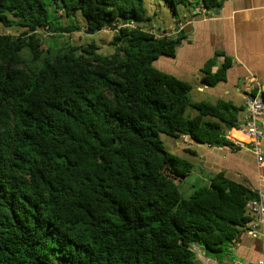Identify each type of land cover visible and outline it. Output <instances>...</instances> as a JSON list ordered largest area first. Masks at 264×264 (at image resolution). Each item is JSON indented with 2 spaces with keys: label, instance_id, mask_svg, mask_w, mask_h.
Returning a JSON list of instances; mask_svg holds the SVG:
<instances>
[{
  "label": "trees",
  "instance_id": "1",
  "mask_svg": "<svg viewBox=\"0 0 264 264\" xmlns=\"http://www.w3.org/2000/svg\"><path fill=\"white\" fill-rule=\"evenodd\" d=\"M165 1L178 17L226 0ZM74 11L88 33L114 32L113 54L96 42L45 51L39 29L84 28L61 22ZM149 22L145 0H0V25L23 30L0 34V264H195L196 246L225 252L254 225L246 183L219 173L188 196L176 183L194 164L160 135L239 149L227 132L244 107L192 102L189 82L155 66L182 34L157 37ZM216 57L209 87L231 68L225 57L212 72Z\"/></svg>",
  "mask_w": 264,
  "mask_h": 264
},
{
  "label": "crops",
  "instance_id": "2",
  "mask_svg": "<svg viewBox=\"0 0 264 264\" xmlns=\"http://www.w3.org/2000/svg\"><path fill=\"white\" fill-rule=\"evenodd\" d=\"M171 31L170 35L173 37L182 34L176 57H163L160 65L162 70L157 68L182 80L199 76L197 90L204 94L207 102L216 104L225 101L236 107L243 106L239 121L245 123L249 114L244 93L249 89L264 91V0H226L213 13L196 6L184 13L180 22L176 23V28ZM217 53L220 55L216 57ZM214 57L217 66L212 68V72L217 71L225 62V57H229L232 63L226 80L215 87H209L203 82V70ZM239 96L242 97V104L235 102ZM262 129L264 132V124ZM234 132L239 135L241 133L240 136L245 138L239 129H231L227 132V137L232 142L242 139L235 137ZM176 141L179 147L177 151L194 159V163L189 160L194 164L193 171L176 180L180 185L185 183L189 193L198 184H209L211 177L219 173H225L229 178L244 182L257 192L264 193V168L259 169L255 156L249 149L211 147L187 136ZM262 144L264 147V139ZM253 228L254 225L243 229L238 239L228 246V250L219 254L196 246L195 264H257L264 258L263 242L252 236Z\"/></svg>",
  "mask_w": 264,
  "mask_h": 264
},
{
  "label": "rangeland",
  "instance_id": "3",
  "mask_svg": "<svg viewBox=\"0 0 264 264\" xmlns=\"http://www.w3.org/2000/svg\"><path fill=\"white\" fill-rule=\"evenodd\" d=\"M145 7L147 11V15L150 18L149 24H151L152 28L155 29V34L157 35H168L171 33L172 28H176V16H174L173 12L171 11L170 7L168 6L167 2L165 0H145ZM178 11V17L180 20L183 18L184 13L190 12V8L180 5L177 7ZM58 16L65 17V15L61 12L58 13ZM61 22L63 24H66L67 22L75 23L80 26H84V28L79 32H72L70 34H66L62 37L59 36H52L49 30L46 28L39 29L38 33L40 35V38L43 42V47L45 51H48L49 49L53 48L54 50H60V49H66L68 47L72 46H82L91 42H96V44L100 47L99 52L102 55L110 56L114 52V47L110 45V42L113 39L114 32H112L110 29H105L100 32H96L94 34H90L87 32L85 28V19L82 16L80 11H74L70 17L62 18ZM155 27V28H154ZM23 30L17 27H11L6 28L2 25H0V34H14L19 35ZM27 56V54H26ZM163 57H160L158 60L159 62H156L155 65L159 69L161 68V61H163ZM164 67V66H162ZM165 71V70H163ZM188 80L190 84L192 85L193 89L190 92V98L192 102L197 101H208L203 93L198 92L197 85L199 83V76L194 77L192 79H184V81ZM236 94L238 92L235 91ZM234 93V94H235ZM235 102H239L242 104V97L239 96L235 100ZM243 114V113H242ZM187 115L189 116H195L196 111L193 109H190L187 111ZM161 140L163 141V144L167 151L185 157L186 159L192 161L194 163V159L192 157H189L187 155L179 153L178 146H177V139L166 135L161 134L160 135ZM183 146V145H182ZM235 178V177H233ZM201 184H198L196 187H199ZM181 191L184 194V196H188L190 191H187L185 183H182Z\"/></svg>",
  "mask_w": 264,
  "mask_h": 264
},
{
  "label": "built area",
  "instance_id": "4",
  "mask_svg": "<svg viewBox=\"0 0 264 264\" xmlns=\"http://www.w3.org/2000/svg\"><path fill=\"white\" fill-rule=\"evenodd\" d=\"M201 9L205 11L202 6ZM155 29L152 28L151 33L155 34ZM155 35L157 37L171 36L170 33L168 35ZM252 81H255V79ZM252 92L254 91L249 89L244 93V101L248 110L249 119L239 128V131L244 134L246 140H237L235 144L238 147L249 149L255 156L259 169H262L264 168V147L262 144L264 139V132L262 129L264 124V100L260 90H257L255 95H253ZM258 122H261V126ZM247 209L255 219L251 234L253 237L262 240L264 257V193L258 191V198L249 201ZM257 264H264V258Z\"/></svg>",
  "mask_w": 264,
  "mask_h": 264
},
{
  "label": "water",
  "instance_id": "5",
  "mask_svg": "<svg viewBox=\"0 0 264 264\" xmlns=\"http://www.w3.org/2000/svg\"><path fill=\"white\" fill-rule=\"evenodd\" d=\"M177 18H179V17H177ZM93 34V33H92ZM240 124V126H243L244 125V122H241V123H239ZM258 124L261 126V122H258ZM224 136L226 135V134H223Z\"/></svg>",
  "mask_w": 264,
  "mask_h": 264
},
{
  "label": "bare ground",
  "instance_id": "6",
  "mask_svg": "<svg viewBox=\"0 0 264 264\" xmlns=\"http://www.w3.org/2000/svg\"><path fill=\"white\" fill-rule=\"evenodd\" d=\"M240 135H241V133H240ZM241 136H242V135H241ZM241 140H244V141H245V140H246V138H243V139H241Z\"/></svg>",
  "mask_w": 264,
  "mask_h": 264
}]
</instances>
